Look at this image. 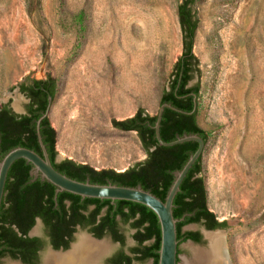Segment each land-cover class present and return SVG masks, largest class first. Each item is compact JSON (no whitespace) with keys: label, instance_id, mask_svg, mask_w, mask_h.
<instances>
[{"label":"rangeland","instance_id":"rangeland-1","mask_svg":"<svg viewBox=\"0 0 264 264\" xmlns=\"http://www.w3.org/2000/svg\"><path fill=\"white\" fill-rule=\"evenodd\" d=\"M182 2L0 0V105L23 113L20 86L54 78L48 119L59 160L116 172L143 162L138 133L114 122L158 115L183 54ZM194 10L191 85L208 135L201 175L209 210L226 222L213 233L230 264H264V0H196ZM190 244L209 240L183 243L179 264L192 258Z\"/></svg>","mask_w":264,"mask_h":264},{"label":"trees","instance_id":"trees-1","mask_svg":"<svg viewBox=\"0 0 264 264\" xmlns=\"http://www.w3.org/2000/svg\"><path fill=\"white\" fill-rule=\"evenodd\" d=\"M196 0H183L178 6V18L183 34V54L175 65L174 79L171 82L170 90L165 91L161 98V104L170 103L174 107L185 112L193 110V104L188 107L182 104L184 100H179L181 94L194 92L197 97L199 95V86H195L189 90L185 88L186 83L192 79L191 72L197 71L198 60L193 53L196 32L199 27L197 13L194 10ZM181 82L179 85V80ZM36 86H44L45 90L37 93L40 108L46 110L48 96L54 99L56 93V82L54 78L49 77L47 80H34ZM179 85V87H178ZM24 91L32 90V87L25 88ZM192 100V97H191ZM185 105V106H184ZM197 111L193 115H185L166 109L161 122V136L166 142L174 141L178 136L184 134H199L207 143V132L199 125L197 121ZM39 116H35V119ZM33 118L28 116H18L10 113L6 108L0 112V134H2L3 146L9 152L15 147H26L42 154L39 147L37 132L31 127ZM157 116L151 117L145 115L143 111H139L134 117L114 122L116 127L124 131H136L141 139L142 145L147 153V158L134 167L124 172H116L114 170H96L89 165H78L73 161L67 160L61 165H55L54 158L57 156L56 151V131L52 128L49 119L42 124L47 128L42 131L44 144L46 145L52 162L60 172L68 177L84 182L87 175L90 176L92 183L107 184L108 179L117 185L126 187H136L141 185L145 190L151 191L160 199L164 200L173 183L175 171L181 170L187 162L190 154L194 153L198 144L188 142L174 147L160 146L155 138L154 126ZM36 123L34 126H36ZM202 156L188 173L182 186L181 192L176 196L174 205V216L176 219L182 218L185 214H192L186 217L185 221L178 223V238L181 228L190 223H197L204 218L210 229L224 226L226 222L218 223L216 216L209 210L207 200L208 193L206 181L201 175L202 173ZM11 175L7 179L6 189L13 186L10 180ZM17 185V184H16ZM99 201V200H92ZM109 203V201H106ZM117 204L131 208L132 213L128 218H134L136 213L141 214L140 221L136 222L139 228L145 223L148 226L145 232H140L138 238L142 241L153 240L148 247L149 255L158 264V252L161 247V228L157 216L147 207L126 201H116ZM15 215L18 221L21 219L23 208L17 205ZM123 212V208L120 209ZM195 213V214H194ZM187 238L193 241H199L198 233L187 234Z\"/></svg>","mask_w":264,"mask_h":264},{"label":"flooded vegetation","instance_id":"flooded-vegetation-1","mask_svg":"<svg viewBox=\"0 0 264 264\" xmlns=\"http://www.w3.org/2000/svg\"><path fill=\"white\" fill-rule=\"evenodd\" d=\"M192 80L193 77L186 83V89L191 90L195 87L191 85ZM33 81L20 86L21 93L28 100L24 105L23 113H17L6 104L0 105V112L6 108L15 115L33 118L31 127L36 131L37 123L36 126L34 124L46 111L40 108L37 93L44 91L45 87L36 86ZM180 82L181 78L179 85ZM23 86L27 89L32 87V90L24 91ZM194 95H196L194 92H189L181 94L178 98L184 100L182 104H187L188 107L191 103L194 105ZM35 116L39 118L35 119ZM42 123L41 130H44L47 125ZM0 140L1 161L8 151L3 146L2 134H0ZM50 160L52 162L51 158ZM67 160L73 161L71 159L59 160L56 156L54 163L61 165ZM54 163L52 162L57 169ZM33 169L34 166L31 163L21 159L9 171L8 177L11 175L10 180L13 186L5 188L0 208V264H47L50 255H66L73 251L78 243L80 245L83 239L99 244L106 243L109 246L106 252L98 256L97 264H147L149 262L155 264V260L148 256V247L153 240L142 241L138 238V234L145 232L148 226L147 223L139 228L135 225L141 219L140 213H136L134 218H128L132 213L131 208L119 205L116 201L114 203L111 201L106 203L107 200L95 202L92 200L98 199H83L66 192L57 194L53 185L43 181L40 177L35 178L31 175ZM84 180L91 181V178L87 175ZM107 181L111 182L109 179ZM17 205L23 208L19 221L15 215ZM121 208L123 212L120 211ZM216 221L222 223L217 219ZM193 224L201 225L203 229L209 231L222 229L226 225L210 229L204 218L197 223L184 225L178 238V264L182 244L185 242L199 244L204 238L203 232L185 230V227ZM190 233H198L200 240L188 239L187 234ZM128 240L133 244L129 246Z\"/></svg>","mask_w":264,"mask_h":264},{"label":"water","instance_id":"water-1","mask_svg":"<svg viewBox=\"0 0 264 264\" xmlns=\"http://www.w3.org/2000/svg\"><path fill=\"white\" fill-rule=\"evenodd\" d=\"M52 103L53 97L49 95L46 111L37 121L36 132L42 154H39L35 150L19 146L7 152L0 161V208L5 194L9 171L18 160L23 159L34 166L31 175L35 178L40 177L43 181H47L53 185L56 188L57 194L66 192L83 199L107 200L112 203L115 201L133 202L150 209L157 216L161 228V247L158 252V264H178L179 239L177 225L185 221L186 217L192 216V214H186L182 218L176 219L174 216V201L176 196L181 192V186L188 173L203 155L206 142L199 134L195 133L184 134L183 136H178L174 141L166 142L161 136V122L166 109L185 115H193L198 107L197 95H194V108L191 112L182 111L170 103H163L159 108L154 130L155 138L160 146L174 147L188 142H195L198 144L197 150L190 154L183 168L173 173L174 180L164 200L157 197L151 191L145 190L141 185L126 187L112 182H108L107 184L92 183L90 180L82 182L72 179L55 169L50 160L46 145L44 144L41 131V123L44 119L48 118ZM210 234L215 233L203 229V235L207 240Z\"/></svg>","mask_w":264,"mask_h":264},{"label":"bare ground","instance_id":"bare-ground-1","mask_svg":"<svg viewBox=\"0 0 264 264\" xmlns=\"http://www.w3.org/2000/svg\"><path fill=\"white\" fill-rule=\"evenodd\" d=\"M216 235L221 237L218 238ZM83 238V237H82ZM81 239V238H80ZM220 239V240H219ZM209 246L198 248L188 245L192 252V258L186 259L187 264H230L224 248V238L220 234L208 235ZM222 240V241H221ZM222 242V243H221ZM223 244V246H222ZM106 243H96L83 239L76 245L73 251L66 255H50L47 264H97V258L108 250ZM227 261V262H224Z\"/></svg>","mask_w":264,"mask_h":264}]
</instances>
